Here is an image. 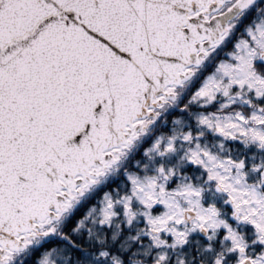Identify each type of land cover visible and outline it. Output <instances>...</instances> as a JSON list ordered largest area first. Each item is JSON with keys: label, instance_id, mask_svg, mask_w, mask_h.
Wrapping results in <instances>:
<instances>
[{"label": "snow or ice", "instance_id": "obj_1", "mask_svg": "<svg viewBox=\"0 0 264 264\" xmlns=\"http://www.w3.org/2000/svg\"><path fill=\"white\" fill-rule=\"evenodd\" d=\"M0 264H264V0H0Z\"/></svg>", "mask_w": 264, "mask_h": 264}]
</instances>
